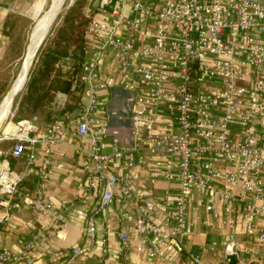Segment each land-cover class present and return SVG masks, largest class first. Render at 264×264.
Segmentation results:
<instances>
[{"label": "built area", "instance_id": "built-area-1", "mask_svg": "<svg viewBox=\"0 0 264 264\" xmlns=\"http://www.w3.org/2000/svg\"><path fill=\"white\" fill-rule=\"evenodd\" d=\"M85 14L86 39L92 43L85 47L75 82L81 96L77 116L64 113L66 103L59 102L44 137L38 136L40 119L34 116L0 138L14 141L0 150V227L18 208L21 186L32 173L45 182L53 170L63 169L52 156L57 146L69 143L74 127L73 149L85 187L88 192L101 188V197L92 210L63 202V210L54 214L41 188L26 194L39 224L20 254L0 249V264H33L45 235L42 220L52 215L63 229L83 223L87 243L72 249L69 262H74L92 251L96 218L117 198L125 206L121 219L133 226L119 234L123 253L138 240L137 250L149 261L178 264L192 227L188 212L194 192L208 196L197 208L228 231L225 263L264 264V0H87ZM105 59L115 62L110 75ZM115 74L119 87L134 96L136 145L130 151L116 143L108 155L111 127L99 114L103 94L115 87ZM162 114L175 116L176 131L160 132ZM142 152L178 159L174 173L169 161L145 158L150 185L176 179L179 186L174 204L160 214L152 200L138 214L129 210L140 206L132 197L131 170L138 162L135 154ZM12 158L26 160L21 172L11 166ZM111 160L122 162L127 173L113 170ZM163 165L166 170H155ZM144 196L151 195L145 191ZM186 254V264H206Z\"/></svg>", "mask_w": 264, "mask_h": 264}, {"label": "crops", "instance_id": "crops-1", "mask_svg": "<svg viewBox=\"0 0 264 264\" xmlns=\"http://www.w3.org/2000/svg\"><path fill=\"white\" fill-rule=\"evenodd\" d=\"M40 1L41 0L36 1L30 13L35 19L44 12V8L40 13H38V10L36 11V6ZM28 2V0H0V68L13 58L18 59V61H23L26 54L25 52L31 49L34 50L43 35V31H40L41 33L38 32L39 34L36 33L42 18L38 22L39 25L34 29L26 49L24 48L23 38L22 40L16 38L18 36L16 30L18 27L17 24L28 17L26 10ZM54 2L55 0H52L50 9ZM65 2L54 17L47 35H49L52 26L57 21ZM37 35H40V39L37 44H34V39ZM91 43V39H86V44ZM104 67L106 73L110 75L115 67V62L105 59ZM22 68L23 66L21 67L20 73ZM119 79L120 75L115 74V87L103 94V109L99 114L100 117L103 116L108 119L111 127V136L105 141L107 147L104 153L106 154L109 150H111L110 154L112 153V148L116 143L122 150L130 151H134L136 145L132 122L134 96L119 87ZM59 102L66 103L65 113L67 105L70 103L69 97L65 94H58L53 99L49 105V109L53 113V118L58 113L56 108ZM78 104L73 111L70 112L74 117L78 114ZM14 109L15 107L12 109V112ZM39 119L38 136L42 138L45 136L46 126L50 122L40 117ZM75 125L76 123L73 124V126ZM176 129L177 124L174 115L162 114L159 117L160 132L167 133L169 130L176 131ZM110 138L114 139L113 144L109 143ZM77 140L78 136L74 127V130L68 136L69 143L59 145L55 148L52 159L55 164L63 165L62 170H53L45 182L38 181L36 176L32 173L22 184L21 194L18 195L17 199L18 208L12 212L7 224L0 227V249H8L20 254L24 245L31 240L36 225L39 223H37V220L32 215V200L26 198L25 195L33 194L37 188H41L46 198L54 204V214L63 210V202H75L85 210H92L96 206L101 197L102 189L100 188V190L95 192L87 191L85 187V174L81 162L75 155L73 149V144ZM42 152V146L39 145L37 147V153L42 155ZM61 153L64 154L63 157L60 156ZM135 156L138 162L131 170L134 184V193L132 197L134 200H138L140 206L138 209L130 205L129 210L134 214H138L144 208L145 201L152 200L156 204L157 211L160 214L174 204L179 194V186L176 179L172 182L160 180L156 185H150L148 175L145 172L147 169L145 158L149 156L154 160L169 161L174 173H176L175 168L178 159L149 152L137 153ZM25 161V159L16 160L12 158L11 166L14 170L21 172L25 168ZM110 163L113 170L118 174L124 175L127 173V168L123 166L122 162L111 160ZM155 170L164 171L166 167L163 165V167L156 168ZM145 191H149L151 196L145 198ZM199 199L207 201L208 196L206 194H199L198 192H194L191 196L188 218L192 223V227L189 231L190 235L185 241L186 253L191 252L192 255L200 257L206 264H226L223 250L227 242L226 234L228 231L222 224L214 220L210 212H207L205 209L197 208ZM124 208L125 206L121 199L117 198L114 203L97 216L98 234L92 251L77 258L72 263L69 262L72 249L87 243V236L83 230V223L75 221L73 224L63 229V227H60L55 221L54 215H52V217L43 218L41 225L45 231V235L38 242L36 251L33 253V264H168L159 259L149 261L145 253L137 250V246L139 245L138 240H134L126 250V253H123L119 234L131 232L133 229L131 222H126L121 219V212ZM108 224H112L113 226L111 232L106 230ZM186 253L178 264H186L188 258Z\"/></svg>", "mask_w": 264, "mask_h": 264}, {"label": "trees", "instance_id": "trees-1", "mask_svg": "<svg viewBox=\"0 0 264 264\" xmlns=\"http://www.w3.org/2000/svg\"><path fill=\"white\" fill-rule=\"evenodd\" d=\"M88 21L85 12L81 15L76 7L64 17L62 25L44 50L18 108L17 116L24 114L25 117L16 116V123L33 116L51 123L53 113L49 105L58 94L69 97L66 113L72 112L78 104L81 96L75 82L84 62Z\"/></svg>", "mask_w": 264, "mask_h": 264}, {"label": "rangeland", "instance_id": "rangeland-1", "mask_svg": "<svg viewBox=\"0 0 264 264\" xmlns=\"http://www.w3.org/2000/svg\"><path fill=\"white\" fill-rule=\"evenodd\" d=\"M28 6H27V19H23V21H21L20 23L17 24V33L18 36L16 37L18 40H22L24 41V48L26 49L30 38L33 34L34 29L36 28V26L38 25V22L40 21V19H42L46 13L49 11L52 0H41L40 3H38V5L36 6V11L38 10V13L41 12V10L43 9L44 12L42 13V15L38 16L36 19L33 18L32 15H30L32 8L34 7L35 3L37 0H28ZM86 6H87V0H85V2H82L80 0H66L60 14L59 17L57 19V21L54 23V25L51 28V31L49 33V35H47V37L45 38L44 43L41 45V47L39 48V50L37 51L36 57L34 58L33 61V65L31 66V71L30 74L28 76L27 79V83L24 87V89L22 90V92L20 94L17 95V97L14 100L12 109L15 107L14 111L12 113H10L11 115H8V117L6 118V120H4V122L2 123V126L0 128V138H2L4 136V132L8 133L10 132L15 125H17V123L15 122V117L17 116V111L18 108L20 106V103L24 97V94L26 93L27 89H28V85L31 81V78L34 74V72L37 70V66L38 63L40 61V58L43 55L44 50H46L48 44L52 41V39L54 38L53 36H55L56 31L60 28V26L62 25L63 19L64 17L72 10V8L76 7L77 9H80V13L82 15V12L86 10ZM37 13V14H38ZM84 21V20H83ZM31 44V42H30ZM87 44H85L86 47ZM85 52V49H84ZM26 53V52H25ZM25 57V56H24ZM15 61V62H14ZM23 61H18V59L13 58L10 61H7V63L0 68V107L4 101V99L6 98V96L8 95L12 84L15 82V80L18 77V74L20 73L21 67L23 66ZM16 104V106H15ZM11 109V110H12ZM25 108L24 112H26ZM28 112V111H27ZM10 116V117H9ZM25 117L24 114H21L20 117ZM20 117H16V118H20ZM14 144V141H5V142H0V150L1 151H5L8 150L12 147V145Z\"/></svg>", "mask_w": 264, "mask_h": 264}, {"label": "bare ground", "instance_id": "bare-ground-1", "mask_svg": "<svg viewBox=\"0 0 264 264\" xmlns=\"http://www.w3.org/2000/svg\"><path fill=\"white\" fill-rule=\"evenodd\" d=\"M58 0H55V2H57ZM54 2V3H55ZM63 2H65L64 0H60L56 5V9L54 10V13L50 16V18L48 19V21H46L45 20V16H44V18L41 20V23H40V26H39V28L36 30V33H38V32H40V31H43V35H42V37H41V39H40V35H37V37H35V39H34V44H37V42L39 41V39H40V42L44 39V36H46L47 35V32H48V30H49V28L51 27V25H52V23H53V20H54V17L57 15V13L59 12V9L61 8V5H62V3ZM54 6V4L52 5V7ZM51 7V9L53 10L54 9V7L52 8ZM50 9V10H51ZM49 10V11H50ZM39 25V24H38ZM41 33V32H40ZM39 34V33H38ZM40 42L38 43V45L40 44ZM38 45H37V47H38ZM37 47L34 49V50H30V55H29V57H28V64H27V66H25V65H23V68H22V71H21V73L19 74V76H18V78H17V80L14 82V84H13V86L11 87V89H10V91H9V93H8V95L6 96V98L4 99V101H3V103H2V105H1V107H0V128H1V126H2V117H3V114L5 113V112H9V110H10V113H11V109H10V104H11V95L14 93V91L18 88V86L22 83V81L24 80V78H25V76H26V72H27V68L29 67V65H30V62L32 61V59H33V56H34V54H35V52H36V49H37ZM38 51V50H37ZM38 55V54H37ZM6 110V111H5ZM5 111V112H4ZM4 112V113H3ZM10 115V114H9Z\"/></svg>", "mask_w": 264, "mask_h": 264}, {"label": "water", "instance_id": "water-1", "mask_svg": "<svg viewBox=\"0 0 264 264\" xmlns=\"http://www.w3.org/2000/svg\"><path fill=\"white\" fill-rule=\"evenodd\" d=\"M60 0H58L57 2H55L54 3V9L52 10H50L47 14H46V16H45V20L46 21H48V19L50 18V16L54 13V10L57 8L56 6V4L59 2ZM65 1V0H64ZM64 3V2H63ZM63 3H62V5H63ZM61 5V6H62ZM52 7V8H53ZM44 18V17H43ZM47 37V35L46 36H44V39L40 42V44L38 45V47H37V49H36V52H35V54H34V56H33V59H32V61L30 62V65H29V67L27 68V72H26V76H25V78H24V80L22 81V83L18 86V88L14 91V93L10 96L11 98V104H10V109H12V106H13V103H14V100H15V98L17 97V95L18 94H20L21 92H22V90L24 89V87H25V85H26V83H27V79H28V76H29V74H30V71H31V66L33 65L32 63H33V61H34V58L36 57V54H37V50H39V48L41 47V45L44 43V41H45V38ZM32 45V44H31ZM29 55H30V50H27V52H26V54H25V57H24V60H23V65H25V66H27V64H28V57H29ZM6 111V110H5ZM4 111V112H5ZM3 112V113H4ZM10 114V110H9V112L7 113V112H5L4 114H3V117H2V121L4 122V120H6V118L8 117V115ZM2 122V123H3ZM113 142H114V139L113 138H110V141H109V143L110 144H113ZM110 152H111V150H109L108 152H107V154H110Z\"/></svg>", "mask_w": 264, "mask_h": 264}]
</instances>
